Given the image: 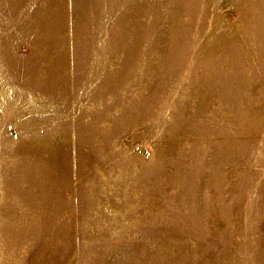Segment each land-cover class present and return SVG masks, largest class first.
I'll list each match as a JSON object with an SVG mask.
<instances>
[{"label": "rangeland", "instance_id": "obj_1", "mask_svg": "<svg viewBox=\"0 0 264 264\" xmlns=\"http://www.w3.org/2000/svg\"><path fill=\"white\" fill-rule=\"evenodd\" d=\"M0 264H264V0H0Z\"/></svg>", "mask_w": 264, "mask_h": 264}]
</instances>
